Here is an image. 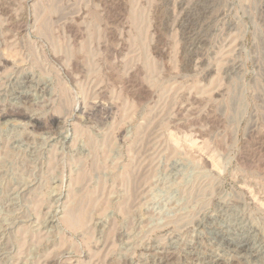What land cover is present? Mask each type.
Instances as JSON below:
<instances>
[{
  "label": "rangeland",
  "instance_id": "obj_1",
  "mask_svg": "<svg viewBox=\"0 0 264 264\" xmlns=\"http://www.w3.org/2000/svg\"><path fill=\"white\" fill-rule=\"evenodd\" d=\"M217 263L264 264V0H0V264Z\"/></svg>",
  "mask_w": 264,
  "mask_h": 264
},
{
  "label": "bare ground",
  "instance_id": "obj_2",
  "mask_svg": "<svg viewBox=\"0 0 264 264\" xmlns=\"http://www.w3.org/2000/svg\"><path fill=\"white\" fill-rule=\"evenodd\" d=\"M237 215V214H236ZM237 219V218H236ZM237 221V220H236ZM235 224V223H234ZM242 227V226H241ZM217 231V230H216ZM219 232V236L221 239L225 241L229 246H232L238 251H245L248 252L251 255H255L257 252L254 249V246L252 245V241L248 237H232L230 234H225L223 231ZM242 233V232H241ZM236 234V233H235ZM242 235V234H241ZM226 245V244H225ZM228 247V246H227ZM230 248V247H229ZM231 248V249H233ZM216 261V260H215ZM164 262V261H163ZM169 262V261H168ZM213 262V260H212ZM218 264V263H217ZM221 264V263H220Z\"/></svg>",
  "mask_w": 264,
  "mask_h": 264
}]
</instances>
